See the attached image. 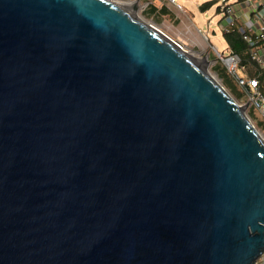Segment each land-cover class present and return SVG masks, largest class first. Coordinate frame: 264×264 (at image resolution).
<instances>
[{
	"label": "water",
	"instance_id": "95a60500",
	"mask_svg": "<svg viewBox=\"0 0 264 264\" xmlns=\"http://www.w3.org/2000/svg\"><path fill=\"white\" fill-rule=\"evenodd\" d=\"M133 10L0 0V264H256L263 253V135Z\"/></svg>",
	"mask_w": 264,
	"mask_h": 264
},
{
	"label": "rangeland",
	"instance_id": "374dc122",
	"mask_svg": "<svg viewBox=\"0 0 264 264\" xmlns=\"http://www.w3.org/2000/svg\"><path fill=\"white\" fill-rule=\"evenodd\" d=\"M118 1L125 4V2L133 0ZM147 1H154L159 6H161L164 2V4L166 3L171 9L172 13L163 14L159 21H155L153 17L145 15L143 6ZM223 1L224 0H178V2L181 3L185 9V11H179L174 8V5L168 0H140L139 7L135 12L137 16L143 18L147 22L162 28V30L171 38L187 44L191 50L190 53L202 58L208 56L209 61L204 65L205 68L221 82V84L238 101L239 104L243 105L247 102V99H245V97L242 99L237 98L231 88L225 85L223 78L214 68L219 59L215 49L212 48L211 45L217 47L219 51L224 52L225 55H228L231 50L222 28L224 13L219 6L223 3ZM206 2H210V6L204 9L201 6ZM226 2L233 4L234 9L236 10L239 8L238 0H227ZM243 23V21L238 20L236 25ZM189 25H192L191 27L194 29L196 33L195 35H191L189 32ZM198 29L201 30V33L198 32ZM203 34H208L209 41ZM244 109L248 117L251 119V122L264 137V125L260 123V121H262L261 116L257 111L253 112L250 106H244Z\"/></svg>",
	"mask_w": 264,
	"mask_h": 264
},
{
	"label": "built area",
	"instance_id": "2783aa9c",
	"mask_svg": "<svg viewBox=\"0 0 264 264\" xmlns=\"http://www.w3.org/2000/svg\"><path fill=\"white\" fill-rule=\"evenodd\" d=\"M168 1L173 4L177 10H185L178 0ZM226 1L227 0H224L219 6L224 13L223 32H230L238 20L243 21V24L238 25V30L247 44L252 60L258 64L261 71L264 73V0H238L239 8L237 10L234 9L233 4L227 3ZM190 30L189 27V31ZM198 32L201 33V30L198 29ZM203 35L209 41L208 34ZM177 42L183 50L188 52L191 51L187 44L181 41ZM211 46L215 49L218 59L224 64L228 73L233 77L243 92L245 99H247V102L243 105L253 107L264 122V93L260 88L259 78L250 76L247 73V66L243 64L242 57L239 53L230 50L229 54L225 55V53L220 52L217 47ZM256 264H264V251L258 258Z\"/></svg>",
	"mask_w": 264,
	"mask_h": 264
},
{
	"label": "trees",
	"instance_id": "16d2710c",
	"mask_svg": "<svg viewBox=\"0 0 264 264\" xmlns=\"http://www.w3.org/2000/svg\"><path fill=\"white\" fill-rule=\"evenodd\" d=\"M209 6L210 2H206L201 7L206 9ZM168 13L169 11L165 6L158 8L153 3H150L148 9L145 12V15L154 17L159 14V16L162 17L163 14ZM224 34L226 35L231 51L239 53L241 55L243 64L247 66L248 74L250 76H256L259 78L260 88L264 93V73L261 71L258 64L254 60H252L247 48V44L238 30V25H234L233 29L230 32ZM214 68L216 72L223 78L225 85L231 88L237 98L242 99L244 97L243 92L241 91L233 77L228 73L224 64L220 60H218ZM251 110L253 112H256L253 107H251ZM262 122L263 121H260V123L264 125V122Z\"/></svg>",
	"mask_w": 264,
	"mask_h": 264
},
{
	"label": "bare ground",
	"instance_id": "6f19581e",
	"mask_svg": "<svg viewBox=\"0 0 264 264\" xmlns=\"http://www.w3.org/2000/svg\"><path fill=\"white\" fill-rule=\"evenodd\" d=\"M111 1H113V2H115V3H121L122 5H124L128 10H130V11H132L134 8H133V2L132 1H129V2H125V4H123L122 2H120V1H116V0H111ZM134 11V10H133ZM134 13H136L135 11H134ZM141 18V17H140ZM143 19V18H142ZM144 20V19H143ZM145 22H147L146 20H144ZM147 23H149V24H152V23H150V22H147ZM153 25V24H152ZM154 27H156V28H158V29H161V28H159V27H157V26H155V25H153ZM188 52V51H187ZM188 55H190V57H192L194 60H196L199 64H201L203 67H205L204 65L207 63V61H206V57H199V56H196L195 54H192V53H190V52H188ZM213 77H214V79L216 80V81H218V82H220L211 72H209ZM221 83V82H220Z\"/></svg>",
	"mask_w": 264,
	"mask_h": 264
},
{
	"label": "crops",
	"instance_id": "0c3cea01",
	"mask_svg": "<svg viewBox=\"0 0 264 264\" xmlns=\"http://www.w3.org/2000/svg\"><path fill=\"white\" fill-rule=\"evenodd\" d=\"M150 3H153L156 7H158V8H161V7H163V6H165L166 7V9L169 11V13L168 14H171L172 12H171V9L168 7V5L165 3L164 4V2H163V4L161 5V6H159L156 2H154V1H147L145 4H144V6H143V10H145V12H146V10L148 9V7H149V4ZM174 7V6H173ZM175 8V7H174ZM185 11V10H184ZM153 19L155 20V21H159V19H160V16H159V14H157L156 16H154L153 17ZM190 24V23H189ZM192 25H189V27H190V33H191V35H195L196 33H195V31H194V29L191 27ZM247 73H248V71H247Z\"/></svg>",
	"mask_w": 264,
	"mask_h": 264
}]
</instances>
